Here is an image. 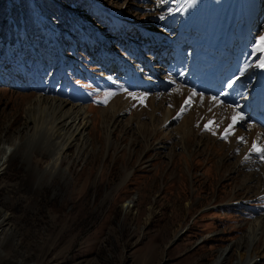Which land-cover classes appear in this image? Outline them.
<instances>
[{
    "label": "rangeland",
    "instance_id": "374dc122",
    "mask_svg": "<svg viewBox=\"0 0 264 264\" xmlns=\"http://www.w3.org/2000/svg\"><path fill=\"white\" fill-rule=\"evenodd\" d=\"M75 1L81 6V31L76 29L72 40L63 33L64 45L49 50L54 56L43 50L45 42L42 46L37 35L17 32L11 42L6 36L0 40V160L2 148L8 147L3 140L15 139L25 108L36 96L78 103L90 120L96 119L90 148L67 152L63 166L69 167V178L55 179L41 191L40 214H31L34 196L20 157L0 176V205L5 200L20 220L24 258L13 261L33 264L42 254L40 264H216L222 256L221 264H244L250 257L255 258L251 264H264V156L251 148L246 128L239 125V133L223 139V115L190 97L175 110L152 96L169 86L138 90L131 71L134 67L145 82L151 80L148 68H157L152 36L169 43L177 29L181 53L191 57L198 50V58L215 59L225 35L221 28L229 23L222 24L223 12L237 20L229 52L240 48L239 27L249 18V56L252 65L260 62L264 53L253 49L264 36V0H244L245 6L235 0L229 11L226 4L221 19L211 22L212 33L203 34L197 27L208 25L210 0L209 7L196 11L194 0ZM40 24L46 25L43 17ZM181 32L186 43L180 41ZM141 56L150 60L147 67L142 58L136 60ZM251 64L250 82L256 71ZM111 105L116 115L125 114L117 122L111 121ZM209 121L216 122L215 135L204 129ZM25 203L31 210L26 214ZM255 227L256 243L250 244Z\"/></svg>",
    "mask_w": 264,
    "mask_h": 264
},
{
    "label": "bare ground",
    "instance_id": "6f19581e",
    "mask_svg": "<svg viewBox=\"0 0 264 264\" xmlns=\"http://www.w3.org/2000/svg\"><path fill=\"white\" fill-rule=\"evenodd\" d=\"M243 6H245L244 0ZM254 9H257V6H253L252 10ZM245 10L247 9L245 8ZM254 13H256V10L251 13V17H253ZM248 16L250 17V13H248ZM249 20L250 19L248 18L245 27H242L245 25V22L239 27L238 35L240 37V42L243 45L241 46V49L243 50H247L250 45V39L246 40L249 24L247 22ZM241 29L244 38L241 37ZM178 35L179 29H177L175 37L171 40L173 48H171L169 44L165 45L163 43L164 45L161 49L164 50V56L163 58H159L157 62L158 64L160 63V65L170 66L165 72V75L161 77L166 78V81H162L160 77L156 76L162 74L160 72V69L162 68L151 69V81L147 82V80L145 82V79L139 74L140 72H137L134 67H131L133 74L132 80L138 82L137 86L146 91L153 87L158 92L160 89L169 86V88L164 89L163 93H158L157 96L154 94L152 96L158 99L160 98V101L163 103H171L175 110H181L185 107V104H187L185 99L187 97L192 98L193 101H198L199 104L201 102L204 109H207L208 111L210 110V112L212 111L216 115H223L226 119L224 123L225 128H227L231 123V117L240 109L242 110L246 104V102H243L242 99L238 98L240 96L239 94L234 95L235 93H238L236 89L240 90L241 84L247 80L245 77L248 64L246 55L242 53V51H237L231 55L228 50H226L222 52L219 60H202L201 58L198 59L196 56L200 51L193 50L192 56L189 57L186 52H180L181 49L179 46ZM143 37H146L145 33L143 34ZM157 37L158 35L155 36V38ZM185 37L186 36L182 35L180 41L186 43L187 41L184 40ZM234 40L235 38L232 28H226L225 40H223L226 48L232 45ZM249 50H251V48H249ZM140 58H142V56L138 57L136 60H139ZM163 59L165 62H163ZM141 61L143 62V65L145 64L147 66L150 64V60L146 61L145 58H142ZM194 61L195 63L193 67H190ZM199 62H201L200 67L198 66ZM118 67L119 66L113 68L115 69ZM208 67H210V70L207 69ZM156 69L159 71L158 73H155ZM118 70L124 77L123 74L125 73L123 68L119 67ZM142 78L144 81H142ZM110 80L113 82V78ZM126 80L127 79H125V81ZM230 83L232 86L228 87L227 85ZM172 86H177V88L170 89ZM222 90L225 91V94ZM167 91L169 92L166 93ZM193 92L196 93L195 96H191V93ZM168 96L169 100H167ZM213 97H217V99L213 100ZM113 107V105L110 107V110H112L111 121L115 122L119 117H123L125 114L123 112L124 115H122L121 112L119 114L117 112L118 110H116V115L113 111ZM239 113H243V115L247 117L246 123L241 126H244L248 132V136H246L250 141L251 148L253 149L254 143L258 145L264 144V139H261L262 136H264V98H259L252 107V110L248 113L243 111ZM100 114L102 115L103 113ZM101 119L103 120L102 117ZM216 119H218V117ZM95 120L96 119L90 120L87 108L78 103L74 104L68 100L40 95L36 96L25 108L23 123L15 132V139L13 141L3 140L8 147H4V149L2 148L4 153L2 152L3 157L0 160V176L16 158L20 157L21 163L25 165V173L27 177L25 182L30 185L29 192L34 196V200L31 202L33 211L30 213L32 216L40 214L39 197L41 191L47 185H52L56 181L55 179L66 180L69 173V167L68 165L65 167L63 165L64 160L67 157V152L73 147L79 152L86 151L90 148L93 140L91 133L94 129ZM103 123L105 122H101L100 126L104 125ZM183 127L185 128V126ZM237 133L239 132L237 131ZM43 156L47 157L46 161L43 159ZM42 159L44 162H42ZM40 162L43 163L41 166L39 165L41 164ZM9 193V200L12 203L14 202L13 197L11 196L13 194V189ZM4 201H2L0 205V264H25L13 261L14 257L19 256L24 258V254L20 249L21 238H19L20 235L18 234L19 227L16 225V222H19L20 220L15 213L9 212L11 206ZM28 208L29 206L27 204L21 207L25 214L28 213V210L31 211ZM256 235H258V232L255 227V230L251 232V237H248L250 244L256 243ZM17 237L19 239H17ZM42 256L43 255L40 254L35 258L33 264H40ZM254 259L255 258L250 257V260L245 261L244 264H251L254 262ZM224 260L225 258H222L221 256L216 264H221Z\"/></svg>",
    "mask_w": 264,
    "mask_h": 264
},
{
    "label": "trees",
    "instance_id": "16d2710c",
    "mask_svg": "<svg viewBox=\"0 0 264 264\" xmlns=\"http://www.w3.org/2000/svg\"><path fill=\"white\" fill-rule=\"evenodd\" d=\"M54 1L62 7L70 8V10L76 14H79L80 12V2L77 3L75 0ZM8 2L9 6H7L5 0H0V40L5 41L4 37L6 36L7 41L11 42V38L17 32L24 33L28 38L30 35H37L39 38L41 37V42L42 39L45 42V45L43 42L40 43L42 46L44 45V47H42L43 50L48 52V55L54 56L55 52H49V50L54 47L53 41L46 34L43 27L38 24L35 9L37 10V13L47 19L53 28L54 33L58 36L60 45L63 46L64 44L63 33L70 39L76 37V28L70 22V17L62 7H58L47 0H33L35 9H32L29 6V0H8ZM8 15L12 21V25L10 24ZM11 44L13 45L14 42Z\"/></svg>",
    "mask_w": 264,
    "mask_h": 264
},
{
    "label": "snow or ice",
    "instance_id": "6c2138e0",
    "mask_svg": "<svg viewBox=\"0 0 264 264\" xmlns=\"http://www.w3.org/2000/svg\"><path fill=\"white\" fill-rule=\"evenodd\" d=\"M256 47H254L253 51L254 52H260V53H264V36H261L260 39L258 41L254 42ZM260 67H264V60L261 61ZM228 87H231L232 84L230 83L229 85H227ZM196 93L193 92L191 93V96H195ZM135 98V97H134ZM213 100H216L217 97H213ZM188 101H186L187 103ZM247 121V117L243 115V113H239L237 112L236 114H234L231 117V123L228 125L227 128L224 129V132L222 134V138L223 139H227L230 135L235 134V130L237 128V126L245 124ZM215 121H209L207 124L204 125V129L206 131H211L213 133V135H215ZM241 141H243L244 138H240ZM253 151L260 154L261 156H264V144H253Z\"/></svg>",
    "mask_w": 264,
    "mask_h": 264
}]
</instances>
